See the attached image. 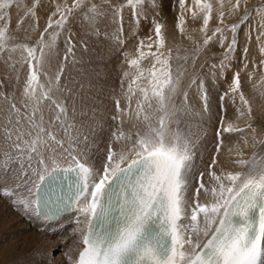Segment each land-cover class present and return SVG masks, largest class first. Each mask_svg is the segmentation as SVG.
<instances>
[{
  "label": "snow or ice",
  "instance_id": "obj_1",
  "mask_svg": "<svg viewBox=\"0 0 264 264\" xmlns=\"http://www.w3.org/2000/svg\"><path fill=\"white\" fill-rule=\"evenodd\" d=\"M12 4L13 0H0L2 197H15L12 205L29 216L55 218L71 211L78 252L66 253L70 264H264V124L255 126L252 104L241 83V72L252 81L259 71L253 87L264 88V3L254 9L259 21L252 27L249 22L255 18L247 0H177L175 29L195 45L183 56L179 47L173 55L156 16L150 22L151 34L138 35L141 20H148L146 6L158 7L156 0H72L71 4L48 0L45 27L32 44L27 41L39 29L42 0H33L17 22L24 42H17L10 32L6 10ZM126 10L136 26L132 29L138 40L136 56L124 54L133 71L123 72L120 96H111L115 108L111 119L117 129L97 163L92 132L104 86L100 73L90 67L91 58L86 66L84 57L76 56L77 44L85 53L89 45L70 25L79 11L86 33L100 36L98 24L103 21L113 30L105 35L123 47ZM231 18L235 20L229 23ZM189 19L200 22L202 44L193 39L196 29L189 32ZM26 20L31 21L27 26ZM246 25L241 51L239 35ZM253 33L258 55L249 46ZM61 37L63 59L52 75L49 66ZM212 43L222 49L218 63L208 65L213 81L227 80L234 63L242 65L233 71L219 99L221 111L230 101L244 125L221 116L214 152L201 171L194 164L198 136L182 131L181 122L186 115L203 117L209 111L205 78L196 65ZM146 60L147 68L142 67ZM173 61L182 63L174 66ZM69 64L81 66L77 76L66 75ZM204 67L201 63L200 69ZM190 69L197 74L182 89ZM192 88L202 105L199 113H192L189 103ZM178 96H182L179 105ZM224 134H239L228 149L229 157L235 158L226 160L239 170L220 162ZM57 176L62 195L50 203L49 193L55 189L49 181L55 183Z\"/></svg>",
  "mask_w": 264,
  "mask_h": 264
},
{
  "label": "bare ground",
  "instance_id": "obj_2",
  "mask_svg": "<svg viewBox=\"0 0 264 264\" xmlns=\"http://www.w3.org/2000/svg\"><path fill=\"white\" fill-rule=\"evenodd\" d=\"M124 29L126 41L123 47L117 46L109 36L105 35V33H110L111 29L110 32L106 31L100 36L86 33L82 27L79 28L81 32L76 31L89 45V52L85 53L77 44L76 56H83L86 66H88L87 62L91 58L90 67L95 68L100 73L99 83L104 86V93L100 96L102 103L99 105L97 122L93 125L94 131L92 132V138L96 141L92 145V155L97 163L104 155L105 146L112 132L117 129L112 120L109 122V118L107 120L102 119H104V114H109V116L110 112L114 114V100L111 96L112 94L120 96V78L123 72L133 71L128 68L125 55L121 58L122 64H117L116 61V57L121 56V53H127L128 58H131L132 54L136 52L134 48L138 40L132 35L133 27L127 26ZM138 35L142 38L140 31ZM80 67L77 65L71 70L68 68L66 75L70 73L74 77L77 76V70ZM49 70L50 74H55L54 70ZM127 82L126 80L125 87ZM209 87L207 89L209 111L203 117L193 114L186 115L182 117L181 122L182 131L198 136L194 164L195 169L201 171L210 162L214 152V146L217 142L215 133L220 125L221 116H224L228 122L244 125V120H237L235 108L230 101L225 102V111H221L219 97L222 88H225L224 83L220 84L216 81V85L213 86L214 89L212 86ZM181 100L182 96H178V105ZM121 102L123 103V99ZM189 103L192 106V113L201 112L202 105L196 94L189 93ZM128 127L129 125L126 123L124 128L127 129ZM238 139L239 134H224V145L219 155L221 164L232 170L239 169L231 163H226V160L235 158L229 157L228 149L235 144L232 140ZM3 163L4 160L0 157V164ZM12 199L15 197H2V193H0V264H70L66 253L69 252V249H75L78 252L76 243L78 236L73 235L75 229L74 214L70 212L49 224L41 215L29 216L22 213L18 207L12 205Z\"/></svg>",
  "mask_w": 264,
  "mask_h": 264
},
{
  "label": "rangeland",
  "instance_id": "obj_3",
  "mask_svg": "<svg viewBox=\"0 0 264 264\" xmlns=\"http://www.w3.org/2000/svg\"><path fill=\"white\" fill-rule=\"evenodd\" d=\"M32 2H33V0H13V4L10 7V9L6 10L9 12V16H10V32L18 38L17 42H24V37H25L24 32L17 29V22L20 19V17H22L24 15V13L27 11V9L29 7H31ZM67 2H68V4H71L72 0H67ZM94 2L100 3V0H94ZM119 2H123V0H113V3H119ZM189 2H190V0H189ZM261 3H264V0H247V7L249 9H253L252 16L255 18L254 20L249 22V24L252 27H255L259 21V18L256 17V13H255L254 9L257 6H259ZM42 4L44 5V7L38 8V13H37L38 16L40 17L39 29H38V31L32 32L31 39L29 41H27L30 44L35 43V41L39 38V32L43 31V28L45 27V24H46L47 13L45 11V7L48 5V0H42ZM156 4L158 5V7H156V8H151V7L146 6V11L148 13V20H141V23L136 30H138V32L140 31L142 38L150 35L151 34L149 31V29L151 27L150 22L152 20V17L156 16V19L159 20V22L164 25V32H165V36L167 37V44H168V47L173 48V55L174 56L176 55V52H175L176 47H179L181 49V51L179 53V55H181V56L185 55V50H187L188 53H191V51L193 50L195 45L189 39H186V38L182 39L180 37L179 33L175 29L176 16L178 13L177 0H156ZM157 13H159L158 16L156 15ZM234 20H235V18H231L229 20V23L233 22ZM130 21H131V16H130V14L127 13V10H126L124 28L127 26H132L133 28L136 27L135 25L131 24ZM30 22H31L30 20H26L25 26H27ZM82 25H83V27H82ZM0 26H2V25H0ZM187 26H188V30L190 33H192L193 29L197 30L195 33H193V39L200 41V43L202 44V40H201L200 34L198 32L200 22L199 21L194 22L191 19H189ZM215 26H216L215 21H213L212 27L214 28ZM70 27L72 28L73 32L78 31L80 27H82V28L86 27V22H84L81 19L79 11L76 13V18L74 19V22L70 25ZM98 27H99L101 35L104 32L109 31L110 29H111L110 30L111 32L109 31L110 33H112V31H113L112 27L103 21H101L98 24ZM247 31H248V26L246 25L243 27V30L241 31V33L239 35L241 51H242L244 44L246 42L245 36H246ZM210 34L211 33H209V35ZM78 35L80 38H83L81 34H78ZM255 37H256V34L253 33L252 40H251L249 46H250L253 54L258 55L257 43H256ZM137 44H138V42H137ZM136 46L137 45H135V48H134L135 51H136ZM221 52H222V49L219 47L218 43H212L208 49H205V51L203 53H201V55L199 56V59L197 61L196 68L198 69L199 74L203 75V77L205 78L206 91L208 88H210L209 86H212V88L214 89L213 86L216 85V81L220 84L224 83L225 88H222V92L226 91L227 87H228V83H230V81H231L233 71L239 70V68L242 66V65H235V63H234L233 69L226 73L227 80L222 79V78H218L217 80L213 81L211 76L208 74L209 73L208 65H210L211 63H218V61L220 59V53ZM63 53H64V39H63V37H61L60 40L57 42V55L54 56V58L51 61L50 66H49V69H51V71L54 70V72H56V70L58 68V61L63 59ZM135 53L132 54L131 58H135V56H136ZM120 55L121 56L116 57L117 64L118 63L122 64L123 60L121 58H123L124 54L121 53ZM114 61H115V59H114ZM173 63L175 66V64L182 63V61H173ZM201 63H205V67L203 69H200ZM190 64H191V61H189V65ZM149 66H150V61L146 60V61L142 62V67L147 68ZM68 68L70 70L73 69L71 67V65H68ZM248 71H252L251 65H249ZM25 74H26V66H25V72L22 73V75H21V79L24 78ZM196 74L197 73H193L191 71V69L189 70V73L185 76V78L182 81V89L187 87L191 77L193 75H196ZM260 76H261V72L256 71L253 73V80L250 81L248 78V75L245 72H241L242 91H243L244 95L246 96V98H248L252 104L253 115L256 117V121H257L255 126H257V127H260L262 124H264V95L261 94L262 92H264V88H261V87L254 88L253 87V83L258 82L260 79ZM189 93L193 94V95L196 94V88L190 89ZM111 114L114 115L115 110H114V114H113V112L112 113L110 112V116H109V114H104V119H102V120H107L109 118V122H110V120H112L110 118V117H112ZM97 115H98V113H97ZM113 124L115 126H117V124L114 121H113ZM239 126H241V125H239ZM238 140H232V142L237 143ZM248 150H249V154H250L251 149H248Z\"/></svg>",
  "mask_w": 264,
  "mask_h": 264
}]
</instances>
